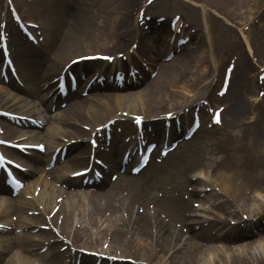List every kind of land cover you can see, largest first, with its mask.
Here are the masks:
<instances>
[{"label":"bare ground","instance_id":"bare-ground-1","mask_svg":"<svg viewBox=\"0 0 264 264\" xmlns=\"http://www.w3.org/2000/svg\"><path fill=\"white\" fill-rule=\"evenodd\" d=\"M13 1L19 15L25 17L24 21H30L27 18L30 12L37 17L38 20L31 21L39 24L38 29L41 28L44 43L39 47L30 45L15 29L11 19L6 16L2 18L11 30L8 47L17 62L19 77L24 86H17L10 81V87H5L4 92L0 89V109L34 117L43 123L48 122V125L42 131L43 137L37 139L41 131L27 129V127H35L33 124L21 121L23 129H17L10 123L2 121L0 117V126L5 129L4 137L7 139L24 137L23 142L25 143L38 140H45L46 143V149L41 158L36 154L30 157L14 154L25 164L30 166L35 164V171H38L40 175L35 178L34 182L27 184L16 197L12 198L8 195L0 197L2 226H15V228L23 229L18 234L0 235V264H71V257L78 254L81 255L80 264H89L90 261L95 263L98 256L85 255L82 252L83 249L98 251L100 254L104 253L116 259L131 257L135 260L148 261L154 256V251L161 246L166 247L164 250H170L167 252L170 256L168 255L167 261L164 258V263L158 261L156 264H172V258H176V255L179 257L178 264H264V254L255 253L251 240H241L231 254H223L228 250L227 248L219 250L212 244L206 243L211 237L233 242L238 237L237 233L240 232V235L254 234L256 233L254 229L258 233L260 231L264 233V224L261 223L264 219V137L259 136L260 133L255 132V129L253 132L243 134L232 132L235 117L241 109L240 94L248 85L249 61L243 51L236 49L233 53L239 54L240 57L234 61L232 67L228 63L215 62L216 59L231 57L229 50L233 37L230 28L214 21L209 23V26H204L205 30H201V35L191 32L181 34L177 31L181 22L176 23L175 28L170 32L169 22L167 25L164 21L157 22L156 19H149L146 23L149 24L153 33L148 35L147 30L137 18L139 9L144 6L142 0ZM209 1L217 3L218 6L232 5L236 9L246 7L245 4L251 6V4L258 3V0ZM163 3L164 7L158 6ZM157 6L164 11L165 0H154L145 6L143 17L146 14H153ZM0 9H2L1 1ZM135 9L136 12H134ZM184 23L181 25L182 31L184 27L186 28ZM190 24L193 25L191 27H195L194 24ZM218 26L223 31L221 37L214 30ZM188 34L194 44H199V48L207 42L208 57L193 53V49L186 42L180 48L184 50L182 53L187 57L181 56V53H175L169 60L163 59L160 63L159 58L166 57L172 51L176 52L179 46L178 40L185 39ZM151 39L157 43L152 44ZM132 40L138 45L132 53L125 52V45ZM91 46L94 49H91L93 48ZM101 48L106 50H99ZM98 53L114 56L117 53L126 55L127 65H124L122 60L116 56L112 63L93 59L73 64L70 69L75 73L85 74V76L90 73V76L84 80L78 79L77 90L73 93L69 91L66 96L68 98L66 106L61 111L51 113V106L58 105L61 99L55 87L56 83L52 82L53 76L59 75L63 66L72 58ZM133 56H135L134 59ZM195 60L201 62L203 67H194L192 63ZM210 60L213 64L206 63ZM141 61H146L150 73L154 72L149 80L146 79L145 70L140 65ZM122 65L126 67V70L121 71L123 70ZM220 68H222L221 75L218 77L217 71ZM224 70H227L230 76L227 87L224 88L225 94L219 97L214 94V90L219 88L221 82L224 81L226 76ZM212 71L215 72V76L211 78ZM95 73L96 77L105 76L106 79L102 84L105 90H102L100 84L94 81L90 85L93 89L91 96L82 97L77 94V91L83 90ZM115 74L120 75L119 80L114 78ZM132 75H135L136 80L135 83L130 82L129 85L139 88L123 92L116 91L119 88L118 83L121 84L128 79L130 81ZM123 88H127V85ZM193 92H197L199 97L189 99L188 97ZM31 96H35L36 100H32ZM205 97L213 105L217 102L225 104V109L221 114L223 128L220 132L223 137L220 141L222 142L220 151L226 155L213 161L215 165L210 163L214 174L212 184L219 188L217 198L222 197L219 203L220 205L238 206L240 204L244 206L242 204L246 200L250 202L249 215L252 216L246 215L248 219L239 223L243 226L237 229L238 232L232 227L226 228L227 224H225L222 229L227 230L220 233V223L223 224L225 220L219 218L209 220V229L202 228L200 223L196 231L193 226L199 220L187 222L193 211V199L199 192L198 179L191 177V172L200 167L201 158H207L209 152L205 149L206 140L197 138L198 135L187 142L182 141L172 150L177 152V155L180 153L179 156L169 157L167 155L159 162L153 163L148 169L147 165L136 174L130 173L128 168L125 173L119 171L116 175L111 174L109 178L111 168L120 169L121 156L127 145L122 149L111 147L106 153H100L97 149V153L104 160L97 164L96 168L100 170L103 177L97 180L91 179L88 183L89 191L78 194L56 186L57 182L72 185L75 179L69 175L76 170L73 168L81 165L85 158L87 160L89 158L90 145L88 143L83 140L74 142L69 140L87 135L89 138L97 125L114 118L113 122L120 125L121 129L120 133L114 132L112 138L121 146L122 142L119 143V138L129 135L126 133L130 129L128 122H131L130 115L132 114L141 115L144 119L142 125H150L153 135L160 136L161 123L176 117L179 109L185 111L194 106L203 108ZM170 99L174 102L169 101ZM32 103L38 105L35 106ZM166 108L168 109L163 111ZM171 111L172 117L167 119L164 115ZM200 129L201 127L196 132ZM211 136L212 134L207 135L208 139ZM232 139L237 140V143L228 142ZM192 140H194L193 148L199 159L185 163L181 158L182 152L187 143ZM163 141L162 138L161 145ZM232 144L236 145V148H232L231 152L223 149ZM57 146L66 148V153H69L66 161L51 170L44 171L45 169L40 168L41 165L48 164L50 153ZM239 147L243 150L240 153L237 151ZM254 150H258L259 155L263 157L259 155L255 157L254 162L258 172L250 173L246 169L250 167L249 161L252 160L251 153ZM87 152L88 154L85 155ZM25 158L31 162L26 161ZM172 171L177 172V176ZM169 172L172 177L167 174ZM48 174L52 175L51 180L47 178ZM37 186H39L38 190H36ZM251 188H254V192L259 197L247 198ZM150 190H154L151 196H149ZM27 194H30V197H26ZM59 196L62 200L57 202L56 198ZM56 204L59 205L57 211L52 217H46ZM28 210H38V215L29 216L25 213ZM233 213L234 216L238 214L235 211ZM60 214H63V218L58 224ZM12 215H16L15 221L12 220ZM253 217H256L255 222H252ZM42 223L49 224V227L41 228ZM75 223L77 225L74 226ZM187 223L191 229L188 233L183 228ZM53 226L61 236L53 234L50 236L52 239L49 240L48 236L52 234ZM35 227L37 230L32 233L31 230ZM212 230L215 232L212 233ZM92 234L97 237H93ZM87 239L88 244L85 242ZM106 242L108 245L104 247L103 244ZM204 242L207 252L205 257L201 258L198 254ZM182 244L185 248L180 251L178 249L182 248ZM62 245H67L68 248L69 253L66 259L60 258L62 253L59 251L50 252L51 247L58 246L59 248ZM43 246H47V250L39 255V259L34 257L33 254ZM12 248L15 250L4 259L6 253ZM50 260L53 262L49 263ZM100 261L101 264L109 263V259L104 257H100ZM110 263L141 264L113 259Z\"/></svg>","mask_w":264,"mask_h":264},{"label":"rangeland","instance_id":"rangeland-1","mask_svg":"<svg viewBox=\"0 0 264 264\" xmlns=\"http://www.w3.org/2000/svg\"><path fill=\"white\" fill-rule=\"evenodd\" d=\"M0 1L4 6V8L0 10V18H1L3 11L4 13L6 11V5H5V0H0ZM85 1L88 2L89 0H85ZM192 1L196 3H193ZM158 6L164 7V3L159 4ZM158 6L153 11V14H150V17L152 16V19L154 18V16L156 17L160 15L165 17L163 13H166L167 18L165 17V19H170L174 14H178L180 15V18H182V20L184 19L188 21L189 23L194 24L196 28L200 29V31L198 30V32H200L198 34L200 35H201V30H205L204 26L205 25L209 26V23L214 22V21L215 22L218 21L220 25L222 24V26H228L230 28V32L233 37L232 39L233 45L235 46L237 50L243 51V53L246 54L247 59L249 61L248 85L246 86L242 94H240L241 97L239 98V103L241 104V109L238 115H236L235 117V123H234V127L232 128V132H239L240 134H243L244 132H253L255 129L256 130L255 132L260 133L258 134L259 136L261 135L264 137V82L260 83L257 78L260 72L261 66L264 67V3H263V0H258V3H255L253 5L251 4V6L250 4L249 5L245 4L246 7H241L239 9L232 7V5L218 6L217 3H212L209 0H187V1L186 0H165L164 11L159 9ZM28 17L30 19L32 18L34 19L36 16L32 15V13L30 12L28 14ZM246 21L250 23L252 22V24H250L249 26V29L247 30L243 29L244 23ZM190 26H193V25H190ZM220 28L221 27L218 26L214 30L218 31ZM214 30L212 32H214ZM241 31L245 32L247 42L251 45L253 49V52H251L250 54L247 53V51L244 48V44H243L244 36H242ZM255 39L257 42V46L254 45ZM152 43L154 44L156 43V41H152ZM189 45H190V48L193 49L194 51L193 53L199 54V55L203 54L205 57H208L207 51H206L208 48L207 42L201 48H199V44H196V43L194 44L193 42L190 43ZM223 45H224V42H223ZM91 49H94V47ZM99 50H106V49L101 48ZM183 51L184 50L180 52L181 56H186L185 54L182 53ZM81 52H83V50ZM236 55L238 56V59H239L240 57L239 54H236ZM218 60L219 59H216L215 62H217ZM206 63L208 64L212 63V60L206 61ZM192 64L194 65V67H198V68L203 67L201 66V62L197 60H195ZM147 77H151V75ZM0 89L3 90L1 86H0ZM120 91L123 92V90H120ZM259 91H262L263 94H260ZM192 95L196 97V95L198 94L197 92H194L192 93ZM31 99L36 100L35 96H31ZM169 101L174 102V100H171V99ZM32 104H34L35 106L38 105L37 103H32ZM137 109H140V108H137ZM167 109L168 108L163 109V111ZM61 110H62L61 105H58L56 107L53 106L51 109V111H55V112H58ZM222 128H223V124L219 127H214V126H210L209 120L207 121L205 120V122L203 123L202 130L197 134L198 135L197 138L206 140L205 149H208L209 152L207 154V158H201L202 163L200 167L198 169H194L195 171L192 170L191 172V175H195L196 177L200 178V180L197 183V188L199 189V192L195 195L193 199L194 202L198 204V206H195L190 216V221L199 220V222L194 224L193 226L195 231L198 230L200 223L203 226L202 228L209 229L207 220L212 219V218H224V217L227 218V226H231L234 230H236V229L241 228V225H239V223H241V221L244 220L242 218L246 215H249V209H250L249 200L248 201L246 200L244 204H242L244 206H240V204H238V206L237 205L229 206V205H224V204L220 205L219 202L221 201L222 197L217 198L218 191L213 189V186L209 185L210 178L214 177V174L211 171L210 163L214 164L213 161L219 160L224 155H226L223 151H220L221 144H222V142L220 141H222V137H223L222 132H220ZM209 134H212L210 139H208L207 137V135ZM40 136H42V132ZM228 142L237 143V140L232 139V140H229ZM193 145H194V140L187 143V145L184 147V150L181 156L183 162L189 163L190 161L194 159H199L198 154L193 148ZM233 145L234 144L228 147L229 150L228 148H223V149L226 150V152L228 151L231 152L232 148L233 149L236 148V145L235 146ZM237 151L238 153H240L243 150L241 147H239ZM259 154L260 153L258 150H254L251 153L252 160L249 161L250 167L246 169L247 172L248 171L250 173L258 172L254 159ZM67 155H66V158H67ZM179 155L180 153H178L177 156ZM174 156H175V153L172 154V157ZM259 156H262V155H259ZM84 164L85 162L81 166H84ZM172 173H175V175L177 176V172L172 171ZM167 174L170 175V172ZM170 176L172 177V174ZM214 187L218 189L217 186L214 185ZM254 188H257V187H254ZM254 188L249 189L247 198L250 196L259 197V195H257L254 192ZM73 190L76 192L78 189L74 188ZM80 190H78V192ZM258 190L263 191L260 188H258ZM153 194H154V190H150L149 196ZM234 211L238 213L236 216H234V213H233ZM249 216H252V215H249ZM255 218L256 217L252 218L253 221L255 220ZM261 223L264 224V219L261 220ZM187 225L188 224H186V227H183V228H185L188 233L189 230L191 229L189 225L188 226ZM20 231H21V228L11 229L9 231V234L13 235L14 233H20ZM212 233H214V230H212ZM92 236L97 237L95 234H92ZM213 239L214 238L211 237L210 239L206 241V243L212 244L214 248H217L219 250H224V248H227L228 250H226L225 253L223 254H231L234 248L238 246L237 242L240 241V240H236L233 242H230V241L228 242L223 239H214V240ZM250 239H251V242L254 244V248L257 249L258 252H261V254H264V251H261V249L264 248V233L253 235L252 237H250ZM206 247L207 246L205 245V242H204L201 245V249L199 250V254H198V256H200L201 258L205 257L206 255V252H207ZM164 248L166 247L161 246L156 251H154V256L151 259H149L150 262H148V264H156V262L158 261L164 263L165 262L164 258H166V261H167L168 255L170 256V254L167 252H169L170 250L167 251V250H164ZM183 248H185V245L182 244V248L178 250L181 251ZM14 250L15 248H12V250H10L7 254H9L10 252H13ZM180 251L178 252L180 253ZM255 252L257 254H260L257 251ZM178 258L179 257L177 255H176V258H172L173 259L172 264H175V263L178 264L177 263ZM48 262L52 263L53 260H50Z\"/></svg>","mask_w":264,"mask_h":264},{"label":"snow or ice","instance_id":"snow-or-ice-1","mask_svg":"<svg viewBox=\"0 0 264 264\" xmlns=\"http://www.w3.org/2000/svg\"><path fill=\"white\" fill-rule=\"evenodd\" d=\"M107 59H112V57H107ZM170 115V114H169ZM139 119V118H137ZM218 122V120H217ZM0 143H8L7 141H2ZM33 147H37V148H42L43 146L42 145H34ZM13 162L10 161V160H5V158L3 156H0V168H2L4 165H11ZM16 167H20L19 165H16ZM76 173H74L75 175ZM19 181H17L18 183Z\"/></svg>","mask_w":264,"mask_h":264}]
</instances>
